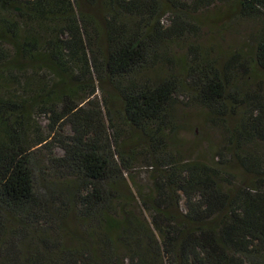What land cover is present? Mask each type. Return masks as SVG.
Instances as JSON below:
<instances>
[{"label":"trees","instance_id":"16d2710c","mask_svg":"<svg viewBox=\"0 0 264 264\" xmlns=\"http://www.w3.org/2000/svg\"><path fill=\"white\" fill-rule=\"evenodd\" d=\"M225 5L264 71V0H0V264H264V81L194 46ZM180 97L225 127L216 164L171 144Z\"/></svg>","mask_w":264,"mask_h":264},{"label":"rangeland","instance_id":"374dc122","mask_svg":"<svg viewBox=\"0 0 264 264\" xmlns=\"http://www.w3.org/2000/svg\"><path fill=\"white\" fill-rule=\"evenodd\" d=\"M201 24V32L195 39L194 46L197 49L203 48L214 60H219L222 64L228 62L233 56H239L243 74H252L256 81H264V71L257 68L252 60L250 52L251 38L261 29V24L257 19L243 18L233 11L230 5L214 7L203 11L198 16ZM176 51L179 55L188 53L185 42L178 44ZM18 93L22 91L18 88L0 85V96L12 97L22 96ZM175 123L179 129L170 135L171 144L182 151V156L190 161L216 164L217 155L225 152L226 129L219 124L218 118L202 106L197 105L189 98L180 97L174 107ZM37 122L40 130L47 136L48 117L41 115ZM64 134H71L69 125L63 130ZM264 148V146H263ZM61 156L63 151L59 148L55 150ZM138 164L137 181L139 183L148 182L149 172ZM232 172L237 175L242 183L245 180H254L253 174H244L237 167L232 168ZM264 186L263 183L259 184Z\"/></svg>","mask_w":264,"mask_h":264}]
</instances>
